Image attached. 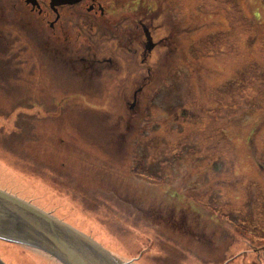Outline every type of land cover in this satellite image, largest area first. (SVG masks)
Masks as SVG:
<instances>
[{"label": "rangeland", "instance_id": "1", "mask_svg": "<svg viewBox=\"0 0 264 264\" xmlns=\"http://www.w3.org/2000/svg\"><path fill=\"white\" fill-rule=\"evenodd\" d=\"M170 4L173 12L185 9L189 41L185 60L172 66L178 73L167 76V87L159 85L163 95L152 104L142 95L138 109L123 107V90L109 89L108 82L96 94L111 103L77 100L73 95L90 96L64 88L46 106L0 104V122L10 121L5 130L15 140L11 148L19 140L35 146L20 164L0 149V189L91 236L114 256L134 260L130 264H264V0ZM179 18L182 26L183 14ZM29 46L20 37L14 49ZM29 55L21 52L13 64L25 68L23 75L31 73L39 91L40 84L54 82L56 65ZM0 60L7 57L0 54ZM4 88L1 95L22 97V90ZM19 113L40 117L34 136ZM28 176L50 190L17 181ZM132 201L140 202L139 209ZM96 204L104 207L93 211ZM181 211L187 212L186 225L179 222ZM184 226L210 240L202 245L182 232ZM219 244L215 256L211 246ZM0 259L58 262L3 241Z\"/></svg>", "mask_w": 264, "mask_h": 264}, {"label": "flooded vegetation", "instance_id": "2", "mask_svg": "<svg viewBox=\"0 0 264 264\" xmlns=\"http://www.w3.org/2000/svg\"><path fill=\"white\" fill-rule=\"evenodd\" d=\"M182 14L184 24L177 25L175 21ZM188 23L185 9L173 12L170 0H0V54L7 57L5 62L0 60L3 62L0 88L11 86V91H23L22 97L15 101L0 94L3 98L0 101L7 102L0 104L27 105L38 98V93L41 101H55L63 94L58 91L64 88L80 89L90 96L73 95L77 100L111 103L96 94V89H103L105 82L109 89L123 90L120 97L123 107L138 109L142 95L152 104L163 95L159 85L167 87V76L178 73L179 69L172 66L185 60ZM20 37L33 49L29 46L15 51L14 44ZM21 52L30 53V57L40 55L47 63L54 62L55 70L51 73L54 82H49L46 88L40 84L38 91L31 73L23 75L25 68L13 64V58ZM131 205L139 209L140 202L132 201ZM186 213L181 211L179 215V222L184 225ZM170 217L175 218L173 212L169 213L172 223ZM185 230L190 238L200 239L202 245L210 240L204 232L198 237L192 236L194 232L188 226L182 228V232ZM229 241L227 237L226 246ZM220 249V244L211 246L215 256Z\"/></svg>", "mask_w": 264, "mask_h": 264}, {"label": "water", "instance_id": "3", "mask_svg": "<svg viewBox=\"0 0 264 264\" xmlns=\"http://www.w3.org/2000/svg\"><path fill=\"white\" fill-rule=\"evenodd\" d=\"M0 241L42 251L61 264H129L29 201L0 189ZM0 264H5L0 259Z\"/></svg>", "mask_w": 264, "mask_h": 264}, {"label": "trees", "instance_id": "4", "mask_svg": "<svg viewBox=\"0 0 264 264\" xmlns=\"http://www.w3.org/2000/svg\"><path fill=\"white\" fill-rule=\"evenodd\" d=\"M32 103H39L40 105H45V106L48 105V102L41 101L39 97L36 100H33ZM27 105H29V104H27ZM34 116H36V115H34ZM34 116H32L30 114H24V113H22V114L19 113L16 116L17 119L18 118H21V117H25L26 123L27 122H30L29 123L28 132L30 133V135L32 134L33 136H34L35 131L37 129V125L34 124L33 122L40 121V117H34ZM16 125L17 126H22V125H20L19 120H17ZM35 125H36V127H35ZM10 126H11V124H10V121H8V120L7 121H1L0 122V149L1 150H4V151H8L7 152V155H10L12 153V156H13L14 160L16 162H18L19 164L21 162L24 163V161H27L28 160V158H27L28 157V154L26 152H30V149H33L32 147H35V146H32L31 147L28 144H24L23 145V140L22 141L19 140V143L16 144V147L14 146V147L11 148L12 145H15V143H14L15 142L14 137H11V135L13 134V132L10 131L11 133H8V131L5 130V127H9L10 128ZM22 130H23V128H22ZM37 166H40V168H45L41 163L39 165L37 164ZM10 167H12V166L10 165ZM29 168H32V166H30ZM62 172H63V170L61 171V174H63ZM15 173L18 175L19 178H22V179H25L26 178V175L25 174H20L21 172L19 173V172H16L15 171ZM28 173L31 174L30 171ZM63 175H66V173L63 174ZM29 177H30V179H29ZM44 178H45V180L47 182V180H48L47 175ZM40 179H42V178L40 177ZM42 180H44V179H42ZM17 181L20 182L23 185L26 182H28L29 185L31 183H36L40 187H42V188L45 187L47 190H50V188L47 187L44 183H42L41 181L35 180L31 176H28V179H26V180H17ZM100 206L101 207H104V204H96L95 206H93L92 210L93 211H96V210H98V208H100ZM108 220H113V222L115 224L119 223L115 219H108ZM119 224H121V223H119ZM117 227L119 228L120 226H117ZM33 250L34 251H38V250H35V249H33Z\"/></svg>", "mask_w": 264, "mask_h": 264}, {"label": "bare ground", "instance_id": "5", "mask_svg": "<svg viewBox=\"0 0 264 264\" xmlns=\"http://www.w3.org/2000/svg\"><path fill=\"white\" fill-rule=\"evenodd\" d=\"M29 253V252H28ZM27 253V254H28ZM30 256H31V254H30ZM31 257H33V256H31ZM32 259H34V260H36L35 258H32ZM38 260V259H37ZM43 260V259H42ZM44 262H45V260H43ZM38 262V261H37ZM55 263H57V262H55ZM57 264H60V263H57Z\"/></svg>", "mask_w": 264, "mask_h": 264}]
</instances>
